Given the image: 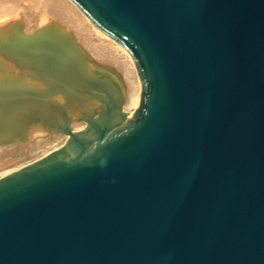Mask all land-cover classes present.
I'll return each mask as SVG.
<instances>
[{
  "label": "water",
  "instance_id": "obj_1",
  "mask_svg": "<svg viewBox=\"0 0 264 264\" xmlns=\"http://www.w3.org/2000/svg\"><path fill=\"white\" fill-rule=\"evenodd\" d=\"M71 1L129 53L140 104L122 116L54 23L0 32V146L99 114L0 179V264H264V0Z\"/></svg>",
  "mask_w": 264,
  "mask_h": 264
},
{
  "label": "bare ground",
  "instance_id": "obj_2",
  "mask_svg": "<svg viewBox=\"0 0 264 264\" xmlns=\"http://www.w3.org/2000/svg\"><path fill=\"white\" fill-rule=\"evenodd\" d=\"M52 23L70 33L80 50L88 54L86 57L95 74L104 75V81L112 80L111 83L120 89L125 100L122 116L139 107L140 86L127 59L129 56L134 65L131 56L96 27L71 0H0V32L8 38L18 24L25 35H32ZM3 61L14 74L19 73L15 64L5 58ZM30 81L42 86L41 81L28 77ZM91 109L88 104L82 111L73 112L66 124L60 118L49 119L32 127L26 139L0 146V177L37 163L67 145L98 119L99 114L92 112L91 122L81 120Z\"/></svg>",
  "mask_w": 264,
  "mask_h": 264
},
{
  "label": "rangeland",
  "instance_id": "obj_3",
  "mask_svg": "<svg viewBox=\"0 0 264 264\" xmlns=\"http://www.w3.org/2000/svg\"><path fill=\"white\" fill-rule=\"evenodd\" d=\"M44 40V39H43ZM86 55L88 56V54L86 53ZM127 56V55H126ZM89 57V56H88ZM128 58L127 59H129L128 61L131 63V66H132V68H133V71H134V74H135V79L137 80V82H138V77H137V73H136V69H135V66L133 65V63H132V61H131V59H130V57L129 56H127ZM2 177H4V176H2ZM1 178V177H0Z\"/></svg>",
  "mask_w": 264,
  "mask_h": 264
}]
</instances>
